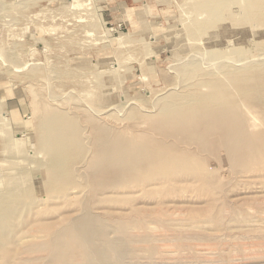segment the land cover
I'll use <instances>...</instances> for the list:
<instances>
[{
    "label": "rangeland",
    "instance_id": "374dc122",
    "mask_svg": "<svg viewBox=\"0 0 264 264\" xmlns=\"http://www.w3.org/2000/svg\"><path fill=\"white\" fill-rule=\"evenodd\" d=\"M233 15L262 29L236 28ZM258 50L264 0H0V264L48 263L47 251L23 249V236L43 242L86 212L125 244L112 264H264ZM194 101L170 115L236 104L247 138L214 153L181 137L176 120L150 118ZM93 118L122 131L108 130L123 152L108 168L116 176L74 168L90 161ZM134 125L147 131L135 136ZM58 128L62 151L49 144Z\"/></svg>",
    "mask_w": 264,
    "mask_h": 264
},
{
    "label": "bare ground",
    "instance_id": "6f19581e",
    "mask_svg": "<svg viewBox=\"0 0 264 264\" xmlns=\"http://www.w3.org/2000/svg\"><path fill=\"white\" fill-rule=\"evenodd\" d=\"M209 5L211 6V8L214 7V4H212V3H210ZM209 15H210L209 17H211V14H209ZM212 16H213V14H212ZM224 18H226V17H218L217 19L222 21V19H224ZM227 19L230 21H233V22H237L236 28L250 27L253 30L262 29L261 26H255V25L249 24L247 22V20H252V19H250L248 16L239 17L236 15H233L232 17H228ZM240 21L242 23H238ZM258 51H257L258 55L257 54L255 55V53H254V55L253 54L251 55L252 51L250 52L251 57L255 58L253 61H256V58L259 59L260 57H264V51H262V50H258ZM251 104H253L252 101H251ZM254 104H257V102L254 101ZM196 105H197L196 101H194L193 103H189V102L182 103L179 106L181 108V110L178 112H176V109L171 111V109H169L168 107H164L165 109L164 108L160 109L158 116L154 117L155 116L154 115L153 117H150V118H152V120H159L160 118H162V116H164L165 120H176L172 123V125L174 127H177L178 129H180L178 134L181 137L194 139V140L198 141L199 143H201L200 142L201 140H204L210 144L209 148L214 153H217V151H221V153H223V152L228 153L230 150L234 149L233 146H234V144L237 143L238 138L243 139L244 136H245V138H247V134H246L247 123H246V121H244L246 119H245V117H243V115L240 112H238L236 110V107H237L236 104H232L229 106H217V105H213L210 102V112L208 114H204V115H201L199 117L196 116V112L192 116H189V117H185L184 115H180V116H171L170 115L171 112L182 113V112L188 111L187 109H190V108L195 109ZM109 109L111 111V108H109ZM48 110L49 109H47V111ZM100 118H103V117H100ZM106 119H108V118L106 117ZM92 120H94L95 126H94V128L90 129V149L92 150V155L90 156V161H85V162L82 161V162L75 163L74 168L78 171H82L83 168L85 169V166H86V168L90 167L92 169H95L98 166H102L101 171H110V175L116 176L117 171L109 170L108 168H109L111 163L115 164V161H119L120 153H115L112 149L115 148L116 146H118V142H120V141H119V136H117V135H114L115 138L108 136V132H109L108 130H111L113 133H118V132H122V131L119 130L120 128H118V126L106 125L107 127H104V126L98 125L99 123L102 124L104 122V120L95 119V118H93ZM189 120H194V121L189 122ZM104 123H106V122H104ZM134 126H135V128H133V130H132L133 126L129 127V128H131L129 130L131 133H134L135 136H138L139 133H141L142 131H147L146 128L144 130H139L140 126H138V125H134ZM141 127L143 128V126H141ZM130 132H128V133H130ZM88 135H89V133H88ZM182 135H186V136H182ZM216 135H218V136H216ZM214 136H215V138H214ZM169 137L174 138L171 135L167 136L168 139H169ZM67 140H68L67 133L63 129L58 128L56 134L52 138H50L49 144H50V146H53L52 149L57 147V148H59L60 151H62L63 149H67V147H68V141ZM161 140L162 141H157V143H156V146L158 148L163 146L164 144H166L168 142V141H164L163 139H161ZM163 142H165V143H163ZM204 144H206V143H204ZM168 146L170 149H172L171 151H173L174 153H178V147L179 146L176 142L171 143V144L168 143ZM109 151H111V152H109ZM124 152H125V150H124ZM208 153H210V152H208ZM122 155H123V152L120 156L122 157ZM31 164L33 165V163H31ZM233 208H236V207H233ZM226 209H227V207H226ZM240 221H242V220H240ZM123 223L124 222H122L121 224H123ZM258 225H260V224H258ZM143 226H144V224H143ZM239 226H241L240 223H239ZM128 227H129V225H127V223H124V225L122 226L124 231H126ZM149 227H147V228L149 229ZM258 227H262V226H258ZM256 228H257V225H256L255 229ZM239 229H240V227H239ZM258 229H261V228H258ZM249 233H250V231H249ZM107 234L108 233L104 234L102 228L98 227V219L95 218L91 213L86 212L83 216L73 220L72 222H70V224L67 227L63 228L60 231H57L56 233H54L53 235L48 237L47 240H44L43 242H35V241L33 242L31 240L36 238V235L34 237L33 235L26 234L23 236L21 243L25 242V241L31 242V243L27 242L26 248H23V249H26V251H28V250H30V251L35 250L36 252L38 250H41V252H43V250L47 251L46 253H48V257H47L48 263L45 262L46 264H112L113 261L122 260V258L125 256V253L127 252V249L125 246H123L125 244H123V242L121 240H113ZM183 235H185V234H183ZM32 236H33V238H32ZM245 236L246 235L244 234V237ZM39 237H41V235H39ZM39 237H38V239H39ZM43 238H44V235H43ZM154 238H156V237H154ZM239 238H240V236H239ZM34 240L37 241V239H34ZM131 240L135 241L134 237L128 236L127 240L124 239L126 244L128 242H131ZM263 243H264V241H263ZM23 244H25V243H23ZM243 249H246V248H243ZM32 252H34V251H32ZM112 252H117L115 257L112 255ZM24 253H26V252H24ZM43 256L45 257V255H43ZM43 258H41V259H43ZM22 261H25V260H22ZM263 263H264V261H263ZM260 264H262V262Z\"/></svg>",
    "mask_w": 264,
    "mask_h": 264
}]
</instances>
